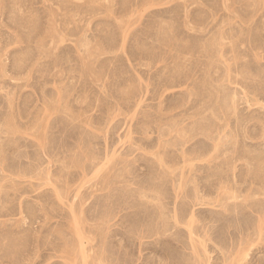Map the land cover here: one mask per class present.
Here are the masks:
<instances>
[{
  "label": "rangeland",
  "instance_id": "1",
  "mask_svg": "<svg viewBox=\"0 0 264 264\" xmlns=\"http://www.w3.org/2000/svg\"><path fill=\"white\" fill-rule=\"evenodd\" d=\"M0 264H264V0H0Z\"/></svg>",
  "mask_w": 264,
  "mask_h": 264
}]
</instances>
